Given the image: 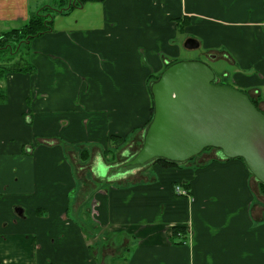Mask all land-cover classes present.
I'll list each match as a JSON object with an SVG mask.
<instances>
[{"label":"crops","instance_id":"1","mask_svg":"<svg viewBox=\"0 0 264 264\" xmlns=\"http://www.w3.org/2000/svg\"><path fill=\"white\" fill-rule=\"evenodd\" d=\"M34 2L0 0V33ZM51 26L29 44L34 72L0 81V264H264V189L240 159L111 174L187 38L264 113V0L87 1Z\"/></svg>","mask_w":264,"mask_h":264},{"label":"water","instance_id":"2","mask_svg":"<svg viewBox=\"0 0 264 264\" xmlns=\"http://www.w3.org/2000/svg\"><path fill=\"white\" fill-rule=\"evenodd\" d=\"M183 46L199 45L187 38ZM216 79L213 68L197 59L164 68L148 87L153 111L141 145L121 166L113 167L117 174L157 160L180 165L215 149L221 160L240 159L264 185V113L247 93Z\"/></svg>","mask_w":264,"mask_h":264},{"label":"trees","instance_id":"3","mask_svg":"<svg viewBox=\"0 0 264 264\" xmlns=\"http://www.w3.org/2000/svg\"><path fill=\"white\" fill-rule=\"evenodd\" d=\"M87 1H103V0H69L68 2L65 3L63 7L53 10L56 13L58 12L65 13L73 8L81 6ZM54 15L55 13L50 15L49 18L47 19L45 18V15L41 13V9H39L37 12L30 15L27 23L22 27L12 28L10 30L0 33V59H2V61L0 60V81L4 80L6 76L10 73L28 74L34 72L35 70L34 66L29 61H27L26 58L29 52V44L34 38L39 37L51 30L52 19ZM23 46H26L24 53L20 52V48ZM17 55L18 58L13 57ZM157 78L158 76H156L153 80ZM5 100H6L5 92L0 87V104L4 103ZM252 102L254 103L255 106H257L254 100H252ZM152 111H153V107H151V116H152ZM151 116L149 120L151 119ZM112 154L113 153L111 152V158H112L111 160H114L115 157L114 155L112 156ZM156 162L167 167L179 166L178 164L170 163L165 160H157ZM260 185L264 189V185L261 183ZM179 231H182V229H179Z\"/></svg>","mask_w":264,"mask_h":264},{"label":"rangeland","instance_id":"4","mask_svg":"<svg viewBox=\"0 0 264 264\" xmlns=\"http://www.w3.org/2000/svg\"><path fill=\"white\" fill-rule=\"evenodd\" d=\"M35 0H33L34 2ZM37 3L41 4L39 5L38 8L44 6L41 8V13L43 15H45V18H49L50 15L52 14H56V12L54 11L55 9H59L61 7H63L65 5L66 2H68L69 0H36ZM35 1V2H36ZM34 2V3H35ZM54 9V10H53ZM30 46V45H29ZM25 48L26 46H23L20 48V52L24 53L25 51ZM185 48H181V53H182V57H184L183 59H180V60H185V59H192V58H200L202 61L206 62L207 64H209L211 67H213V63H212V60L213 58H211L210 56L208 55H203L204 53V49L203 48H196V49H192V50H184ZM19 54V53H17ZM14 58L17 57L18 58V55L17 56H13ZM13 58V59H14ZM2 61V59H0ZM227 68H229L228 66H226ZM214 68V67H213ZM228 70V69H226ZM219 73V71H217ZM151 79V78H149ZM152 80V79H151ZM217 82H224L223 79L219 76V74L217 75V79H216ZM151 82V81H150ZM229 82V81H228ZM230 83V82H229ZM151 96V95H150ZM152 107V106H151ZM27 115V118L26 119H30V113L29 112H24V116ZM24 118V117H23ZM32 131V128H29V134H31L30 138L33 139V135L31 133ZM35 136V135H34ZM36 137V136H35ZM34 137V138H35ZM112 143L117 145L119 143H121L123 141V137L122 136H116V135H112ZM29 146L31 148H33V145L32 144H29ZM140 145L139 146H136L135 148H133L131 151H128L126 149L122 150L121 152H119V155H118V158H117V161L115 162L116 164H121L123 163L124 161L127 160L128 157H130L131 155H133L134 153L137 152V150L139 149ZM30 150V149H29ZM32 150V149H31ZM210 150V149H209ZM110 151V150H109ZM214 156H218V153H217V150L214 149ZM32 156V154H30ZM110 156H111V153H110ZM192 160V159H190ZM129 173V172H128ZM132 178H128V181H131Z\"/></svg>","mask_w":264,"mask_h":264},{"label":"built area","instance_id":"5","mask_svg":"<svg viewBox=\"0 0 264 264\" xmlns=\"http://www.w3.org/2000/svg\"><path fill=\"white\" fill-rule=\"evenodd\" d=\"M174 191L176 193H178L179 195H182V196H186L187 195L186 190L183 189L181 185L176 186L175 189H174Z\"/></svg>","mask_w":264,"mask_h":264},{"label":"flooded vegetation","instance_id":"6","mask_svg":"<svg viewBox=\"0 0 264 264\" xmlns=\"http://www.w3.org/2000/svg\"><path fill=\"white\" fill-rule=\"evenodd\" d=\"M221 83H224V82H221ZM128 158H129V157H128ZM128 158H127V159H128ZM126 161H127V160H126ZM126 161H124V162H126ZM124 162H123V163H124ZM121 164H122V163H121ZM121 164H120L119 166H121ZM119 166H118V167H119ZM116 168H117V167H116ZM113 169H114V168H113ZM113 169H111V170H113ZM114 172H116V169H114V170L111 172V174H116V173H114Z\"/></svg>","mask_w":264,"mask_h":264}]
</instances>
